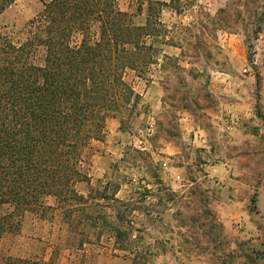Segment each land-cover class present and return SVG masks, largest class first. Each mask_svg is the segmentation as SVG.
<instances>
[{
  "label": "trees",
  "instance_id": "16d2710c",
  "mask_svg": "<svg viewBox=\"0 0 264 264\" xmlns=\"http://www.w3.org/2000/svg\"><path fill=\"white\" fill-rule=\"evenodd\" d=\"M16 1L0 0V19ZM42 1L21 37L0 22L1 231L19 232L30 219L55 227L57 247L82 246L100 240L101 231L93 241L86 228L101 222L116 230L119 249L128 248L126 230L89 211L110 196L80 187L93 181L88 151L106 139L108 119L137 107L141 95L128 72L141 77L149 69L162 11L175 0H132L135 11L120 0ZM149 256L138 251L133 264H148ZM22 263L54 264L41 255Z\"/></svg>",
  "mask_w": 264,
  "mask_h": 264
},
{
  "label": "crops",
  "instance_id": "0c3cea01",
  "mask_svg": "<svg viewBox=\"0 0 264 264\" xmlns=\"http://www.w3.org/2000/svg\"><path fill=\"white\" fill-rule=\"evenodd\" d=\"M227 37L226 52L232 60L237 38L230 33ZM163 57V62L175 60L183 68L178 74L195 82L197 88L193 97L198 113L191 110V97L178 98L175 95L172 100L169 96L171 71L158 58L146 80L136 76L134 81L135 90L146 99L143 101L149 107L148 113L141 117L146 116L148 122L154 123L148 138L136 139L142 149L152 151L161 166L164 164L168 190L183 193L193 186L194 183L176 178V175L183 177L189 165L203 175L201 182L195 184L196 189L212 194L209 206L214 213L201 221L222 222L223 234L228 240L224 251L233 255L229 259L231 262L218 260L220 240L213 234L201 240L194 252L196 256L188 261L189 243L180 236L187 226L175 223L172 204L159 211L143 212L141 204L159 207L155 196L143 195L138 205L135 204L136 209H131L130 215H125L122 222L128 232V248H118L116 230L112 227L104 229L101 234V239L106 238L105 242L57 247L58 231L55 227L31 220L29 231L23 228L19 232L1 231L0 227V264H23V259L35 255L54 264H133V255L138 251L150 254L148 264H212L213 261L220 264H264V74L258 77L241 69L223 68L214 64L219 57L214 59L213 53L209 59L212 69L202 67L199 71L179 53ZM201 62L207 63V60L202 56ZM204 96L211 98L212 102L205 101ZM109 124L116 129H108L106 139L101 141L107 150L115 143H126L124 136L114 143L110 139L111 133L122 132L121 121L112 117L108 119L107 127ZM193 160H196L195 164ZM104 173L103 169L102 176ZM97 174L95 167L91 166L93 181L99 177ZM106 186L104 183L99 188L108 191ZM139 190L140 187L120 184L113 193L114 199L99 201L102 207L110 210L107 220L111 225L121 224L114 207L117 204L134 207ZM163 224L170 226L166 229ZM133 234H136L135 239Z\"/></svg>",
  "mask_w": 264,
  "mask_h": 264
},
{
  "label": "rangeland",
  "instance_id": "374dc122",
  "mask_svg": "<svg viewBox=\"0 0 264 264\" xmlns=\"http://www.w3.org/2000/svg\"><path fill=\"white\" fill-rule=\"evenodd\" d=\"M169 2L170 0H163ZM124 9H131L132 0H120ZM173 7H166L162 11L161 18L165 26L161 29V34L154 37L155 48L157 53L154 54V60L150 64L149 69L143 72L139 79L146 80L149 72L153 69L154 64L158 58L162 59V63L168 66L172 79H169V96L178 98L191 97L192 111L198 113L195 107V99L193 97L197 88L195 82L191 78H186L178 74V70L183 69L180 65L176 64L173 59H168L163 62L164 55H175L179 53L182 59L188 60L195 66L194 69H212L209 61L212 53L215 55L214 59L219 57L217 63L223 68L243 69L246 67L249 72L255 76L263 77L264 72V0H175L172 4ZM44 8L42 0H17L12 4L1 16L0 22L6 31L18 37L22 36L21 30L24 24L34 17H38ZM132 11H135L133 6ZM146 17V8L144 7L142 14L136 16L135 21L143 23ZM160 30V28L158 27ZM235 34V54L234 58L227 55L226 43L227 34ZM259 53L258 57L262 59V64L259 66L253 65L252 61L255 54ZM207 60V63L201 62V57ZM162 64V65H163ZM212 66V67H211ZM163 67V66H162ZM129 79H136L135 72H128ZM138 77V76H137ZM204 80H206L204 78ZM146 84V83H145ZM199 86V84H198ZM203 99L207 102H212L211 98L204 96ZM146 99H141L138 102L132 115L128 111H124L117 117L120 121L121 133L117 134L115 131L111 133L110 139L114 140L125 137L126 143L117 145L116 143L107 150L101 141H93L92 148L89 149L91 166L95 167L97 176L94 181L87 186L82 184L80 189L88 193L92 191V195L96 194V190L100 189V185L107 183L109 190H105L106 194L112 197L115 189L120 184H126L133 187H140L136 194L134 207L123 206L117 204L114 208L119 214L130 215L133 209H136L143 195L155 196L159 200L157 207H148L141 204L143 212L149 213L151 211H159L160 208L172 204L173 213L176 216V224L186 227L185 232L180 235L184 242H188L187 250L190 252L186 255L188 261L196 256L195 250L200 246L201 240L211 234L216 235L220 240L219 261H229L233 257L232 254L225 252L226 243L228 242L226 236L223 234L222 222L211 223L202 222L201 219L214 213V210L209 206L212 194L206 193L207 191L196 189L197 183L201 182L202 174H198L194 167L189 165L187 173L183 175V182L194 183L185 192H173L168 190L164 177V164L161 166L160 161L156 160L154 154L149 149H142L137 142L136 138H148L151 133V126L153 122H148L146 116L141 115L148 113V104ZM172 100H174L172 98ZM109 127V128H108ZM108 129H116V126L109 124ZM142 130V131H140ZM126 132V133H124ZM108 133V132H107ZM106 133V134H107ZM145 133V134H144ZM107 136V135H106ZM196 160H193L195 164ZM91 169V167H90ZM105 173L102 176V171ZM100 179L98 183L97 180ZM258 184L260 180L257 179ZM148 185L151 187H148ZM145 190H142V189ZM152 189V191L150 190ZM104 191V190H101ZM146 196V197H147ZM109 198V199H110ZM151 199V198H149ZM100 203V202H99ZM95 202L92 201L91 211L94 215L98 212L104 215L106 221L110 210L102 206H94ZM100 205V204H99ZM132 209V210H131ZM108 224H110L108 222ZM125 224V223H124ZM171 224H174L171 222ZM111 225V224H110ZM101 228L88 227L86 231L89 232L93 241H95V232H104L109 226L103 227L100 222ZM118 230H126V225L116 224L112 225ZM170 226V225H169ZM163 224L166 229L169 227ZM32 228V221L28 219L23 227L24 231H29ZM46 231V230H44ZM210 234V235H208ZM102 237V236H101ZM135 239V238H133ZM106 241V238H100L99 241ZM103 242V243H104ZM129 243V241L127 242ZM217 257V255H215ZM212 264H220L213 261ZM233 264V263H230Z\"/></svg>",
  "mask_w": 264,
  "mask_h": 264
},
{
  "label": "built area",
  "instance_id": "2783aa9c",
  "mask_svg": "<svg viewBox=\"0 0 264 264\" xmlns=\"http://www.w3.org/2000/svg\"><path fill=\"white\" fill-rule=\"evenodd\" d=\"M258 55H259V53H256V54H255V57H254V59H253V61H252V64H253V65L259 66L260 64H262V59L260 60V58L258 57ZM243 72H244V73H248L249 70L245 67V68L243 69ZM153 128H154V123H153V125L151 126V130H153ZM176 178H177V180L182 181V177H180V175H176ZM132 236H133V238H136V234H133Z\"/></svg>",
  "mask_w": 264,
  "mask_h": 264
}]
</instances>
